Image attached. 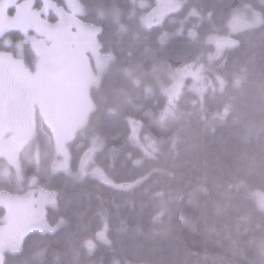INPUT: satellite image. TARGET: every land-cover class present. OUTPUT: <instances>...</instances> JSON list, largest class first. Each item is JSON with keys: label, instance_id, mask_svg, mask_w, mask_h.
<instances>
[{"label": "trees", "instance_id": "1", "mask_svg": "<svg viewBox=\"0 0 264 264\" xmlns=\"http://www.w3.org/2000/svg\"><path fill=\"white\" fill-rule=\"evenodd\" d=\"M16 1L0 0V12L12 14ZM179 1L145 28L155 0H79L80 19L97 28L112 60L90 91L84 132L69 144L71 167L96 144L92 165L132 186L53 173L54 139L36 115L18 153L22 181L0 165V192H56L45 219L59 228L27 234L4 264H264V211L253 195L264 193V0ZM247 7L262 23L231 35L237 44L211 59L212 38L227 36ZM21 38L18 30L0 34V50ZM188 64L202 67L205 91L184 90L164 115V87ZM130 121L139 123L137 143Z\"/></svg>", "mask_w": 264, "mask_h": 264}, {"label": "rangeland", "instance_id": "2", "mask_svg": "<svg viewBox=\"0 0 264 264\" xmlns=\"http://www.w3.org/2000/svg\"><path fill=\"white\" fill-rule=\"evenodd\" d=\"M179 2L155 0V6L142 17L143 26L159 25L168 14L177 11ZM12 5V14L0 12V34L18 30L22 38L3 42L10 45L6 49L9 52L0 50L1 169L17 183L22 181L18 153L33 138L34 121L40 115L54 139L53 173H65L75 179L95 178L117 189L130 188L131 184L115 183L100 167L92 165L96 144L82 155L76 171L71 167L69 144L84 132L93 108L90 91L98 85L112 60L110 54L100 51L97 28L80 19L83 8L79 0H19ZM51 14L53 20L49 19ZM262 21L261 13L251 7L237 13L228 24V35L212 38L215 49L210 58L219 57L226 48L237 44L231 35L255 28ZM186 89L203 95L205 81L201 66L188 64L174 73L171 84L163 90L167 99L164 115L172 111ZM130 127V139L137 143L139 123L130 121ZM253 195L257 208L264 211V193L256 191ZM56 196V192L33 189L22 195L0 192V208L4 210L0 264H4L7 254L20 250L27 234L53 233L59 228V223L51 226L45 219L46 209L56 205ZM98 237L105 240V232Z\"/></svg>", "mask_w": 264, "mask_h": 264}]
</instances>
